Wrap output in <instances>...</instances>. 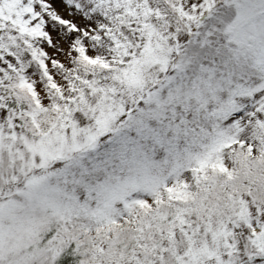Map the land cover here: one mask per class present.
Returning a JSON list of instances; mask_svg holds the SVG:
<instances>
[{
    "label": "snow or ice",
    "instance_id": "snow-or-ice-1",
    "mask_svg": "<svg viewBox=\"0 0 264 264\" xmlns=\"http://www.w3.org/2000/svg\"><path fill=\"white\" fill-rule=\"evenodd\" d=\"M0 264H264V0H0Z\"/></svg>",
    "mask_w": 264,
    "mask_h": 264
}]
</instances>
